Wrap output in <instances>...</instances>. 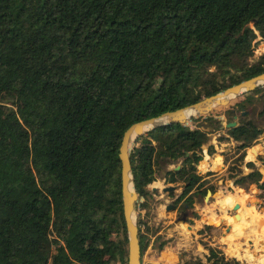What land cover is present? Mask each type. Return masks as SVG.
<instances>
[{
	"label": "trees",
	"instance_id": "trees-1",
	"mask_svg": "<svg viewBox=\"0 0 264 264\" xmlns=\"http://www.w3.org/2000/svg\"><path fill=\"white\" fill-rule=\"evenodd\" d=\"M258 37L264 0H0V264H127L125 131L263 73ZM256 102L264 114V88L195 126L172 123L137 139L131 159L144 206L160 158L182 161L164 175L183 184L177 203L214 194L198 165L210 133L222 130L237 144L221 178L256 186L264 202L263 174L245 162L264 133L249 117ZM222 115L238 116L237 125L221 129ZM204 230L215 243L206 262L184 264H243L224 253L214 225Z\"/></svg>",
	"mask_w": 264,
	"mask_h": 264
},
{
	"label": "rangeland",
	"instance_id": "rangeland-1",
	"mask_svg": "<svg viewBox=\"0 0 264 264\" xmlns=\"http://www.w3.org/2000/svg\"><path fill=\"white\" fill-rule=\"evenodd\" d=\"M257 48L255 51V58L260 56L262 53H264V39L261 37L257 38ZM263 108L262 102H256L253 105H251V113L249 117L253 119L258 126L264 128V114H261V110ZM226 109L220 108V110L210 113V114H219L220 112L224 111ZM209 114V115H210ZM225 118V117H224ZM223 118V119H224ZM200 123L193 122V123H186L191 126H195L196 124ZM226 121L224 120L225 124ZM205 130L213 131L212 126H209V123H202L201 124ZM207 143H205L203 146H206ZM250 156L255 158V154L250 152ZM182 161L170 164L169 160L166 158H160L158 163L156 164L157 167V180L148 186L150 191H157L154 193L147 201V204L144 206V199L141 200V208H140V224H139V231H140V238L142 239V235L144 236V242L142 243L144 246L143 248V254H142V264H184V261L187 259H195V258H202L204 262H206V255L208 254V249L206 248L207 245H214L215 243L212 242V238L210 235V231L204 230V226L202 224L204 223V219L207 217L208 220H210V217L207 215L210 213L211 210H207V204L204 203H196L197 199L201 201L202 198H204V195H196V199L193 201L194 204H191L189 206V211L191 212L188 219L184 221H180L177 223V217L179 216L180 212L184 208V204L186 203L185 200L182 199L180 202H176L178 198H176L178 195H180L183 191V184L180 183L178 185V189L175 192V196H170L167 192H164L162 188V183H160L159 179H163L165 172L168 168L172 167L176 168L177 166H180ZM204 168L206 167V162L203 163ZM231 181V180H230ZM232 181L231 184L223 183L224 188L221 190L220 188L217 189V192L214 194V198L212 200H221L222 197H224L227 194H231V192H239L240 189L238 187H235L233 189H230L232 187ZM152 185H157L159 188L154 190L151 188ZM232 190V191H231ZM256 193V192H255ZM201 195V196H200ZM248 199L253 200H259V204L255 205L254 203L248 201ZM208 200V199H207ZM209 201V200H208ZM173 204L174 209L171 211H168L169 205ZM236 204V203H235ZM234 204V205H235ZM233 206L229 205H222L221 210L219 212H222L227 220L228 224L230 221L232 223L234 222L233 215L236 213V211L233 209ZM245 205H252L254 211L247 210L248 213V220H258L262 218V209L264 208V202H262L261 199L258 197H252L249 195V197L246 199L245 202L242 203V207L245 208ZM185 211V210H184ZM240 211V209H239ZM255 215V218H252V215ZM231 216V218H230ZM216 217V216H215ZM219 217L216 221L219 220ZM212 220V219H211ZM246 220V219H245ZM256 220L251 221V223H248V225L253 224V227L256 226ZM211 223V222H208ZM213 223V222H212ZM189 225L192 226V229L189 228ZM202 225V226H201ZM221 226H225L222 224ZM141 227V228H140ZM255 228V227H254ZM222 227L216 230V233H219V240L220 236L222 235ZM200 230H203L205 232L200 233ZM221 233V235H220ZM227 233V231H224L223 234ZM233 237L229 238L228 245L223 244L221 242V248L224 251V253L228 250L233 251L232 247L234 246L235 251H237L239 255V251L241 250L242 244L240 243V240L244 241L243 246L247 248V252L251 250V257L254 260H258L260 264H263L261 261V258L264 257V232L261 234L256 229L253 232H246L244 228H239L238 231H236ZM163 241H167V244L163 247V249H160V244ZM224 241V240H223ZM174 249L177 253V260L173 262H164L161 258L162 254L168 251V249ZM252 248V249H251ZM226 254V253H225ZM167 257V255H165ZM120 264V263H116ZM247 264V263H245Z\"/></svg>",
	"mask_w": 264,
	"mask_h": 264
},
{
	"label": "water",
	"instance_id": "water-1",
	"mask_svg": "<svg viewBox=\"0 0 264 264\" xmlns=\"http://www.w3.org/2000/svg\"><path fill=\"white\" fill-rule=\"evenodd\" d=\"M264 88V72L258 74L254 77H251L247 80H244L238 84L229 86L215 95L206 97L201 101H198L194 104L175 108L161 114H158L153 117H149L142 121L132 124L124 133L122 143L119 150V159L121 161V193H122V203H123V212L126 222L127 229V239H128V253H127V264H142V245L139 231L140 224V208L141 200L143 197L136 191L134 185L133 177V166L131 159V151L135 146L137 139L141 136L147 134L149 131L172 123H193L198 122L201 117L208 116L210 113H214L220 110L221 107L229 108L230 106L235 105L241 99L249 95L250 93ZM212 109L207 113H200L204 109ZM186 110H189L185 113ZM235 110H233V113ZM247 112L243 111L242 115H245ZM198 114V115H196ZM238 116H235L234 121H228L225 124L222 123L221 129H228L237 125L236 119ZM251 152L257 157L259 152L256 148L252 147ZM192 153H187L184 158ZM180 168L177 166L176 169ZM241 172L245 174L244 169H241ZM224 182V181H223ZM231 184V181L227 182ZM178 185H168L162 188L164 192L176 191ZM182 194V193H181ZM178 195L176 198H179ZM211 194L209 191L208 197ZM207 197V199H208ZM249 202L254 203L255 205L259 204V200L250 199ZM240 208V203L234 205V210L236 213L233 216L234 222H239L241 220V215L238 212ZM174 209V205L171 204L168 207V211ZM264 214V208L261 210ZM191 212L186 206L185 211L180 212L177 217V223L184 221L189 218ZM204 222H207V218L204 219ZM226 222L224 216H220L219 221L214 225L220 227ZM258 232L262 231L264 226V217L258 220ZM189 228L192 229V226L189 225ZM264 243V241H263Z\"/></svg>",
	"mask_w": 264,
	"mask_h": 264
},
{
	"label": "crops",
	"instance_id": "crops-1",
	"mask_svg": "<svg viewBox=\"0 0 264 264\" xmlns=\"http://www.w3.org/2000/svg\"><path fill=\"white\" fill-rule=\"evenodd\" d=\"M225 115H222V118H224ZM224 120L226 122H228L227 119L224 118ZM225 135L226 137H228L229 139H225V140H219V137ZM207 145L203 146V159L200 161L199 165H198V172L199 174H202L205 176V179H208L210 181H212L213 183L217 184V189L220 188L221 190L224 188L223 185V181L224 179L221 178L222 175L225 173L226 169L228 168L229 163L231 162V160L234 158V147L237 144V141L234 140L232 137H229V135L226 133V131H220L219 133H215L212 132L209 135V139L206 142ZM210 146H213L215 149L214 153H209L208 149ZM254 147L258 150L259 155L255 158L250 156V152H251V148ZM252 147H249L246 149V157H245V162L248 161H253L256 164V167L261 171V173L263 174V179H264V165L262 164V162L260 160H258V157L260 155L264 156V133H262L258 139V143ZM252 153V152H251ZM228 154L230 157V160L227 162L225 159V155ZM206 162V167L203 168V163ZM172 167L168 168L167 170L171 169ZM242 169H244L245 173H248L251 171V168H248L247 166H243ZM160 183H162V188L168 185H174V184H167L166 183V179L163 177V179H159ZM228 181H226L225 183H227ZM154 183V182H153ZM151 185V184H150ZM227 186L228 183L226 184ZM152 189L156 190L159 187L157 185H152L151 186ZM161 188V189H162ZM235 188L234 184L232 183V187H230V189ZM238 189H240L239 192H231V194H227L224 197L221 198V200H212V198H214V194H210V200L206 201L207 204V210H211L209 214H207L210 217V220H208L207 218V222H204L205 224H212L214 225L218 218V216H223L224 214L222 212H219L221 210L222 205H229V206H233L235 203H240V211L238 210V212L241 215V220L239 222H235L232 223L230 221V223L228 224V220L226 219V222L224 223L225 226H220V227H216V230H218L219 228H223L222 229V235L220 233V240L218 239V242L220 243L221 240L223 244L228 245V241L230 237H233L236 231L239 230V228H244L245 231L247 232H253L255 229L258 230V225L257 222L258 220H256V226L253 227V224L248 225V223H253V221L255 220H248V213L247 210L249 209L250 211H254L252 205H245V208L242 207V203L246 201V199L249 197V195H251L252 197H256L255 196V192H257V188L256 186H252L251 190L252 192H247L244 188H240L238 187ZM232 191V190H231ZM212 197V198H211ZM239 198V200H238ZM241 199V200H240ZM244 199V201H243ZM250 199H248L249 201ZM250 203V202H249ZM212 216V217H211ZM216 216V217H215ZM234 216V215H233ZM262 217H264V214L262 213L261 215ZM220 218V217H219ZM231 218V216H230ZM252 218H255V215H252ZM212 219V220H211ZM232 219V218H231ZM246 219V220H245ZM211 222V223H208ZM213 222V223H212ZM204 226V224H202ZM201 225V226H202ZM219 231V230H218ZM224 231H227V233L223 234ZM264 232V226L262 228V231L259 233H263ZM219 235V233H218ZM224 240V241H223ZM240 243L242 244L241 250L239 251V255L237 253V251H235L234 246L232 247L233 251H229L228 250L225 252L226 255L229 256H235L238 259H240L243 264L247 263V264H260L258 262V260H254L251 257V250H249L248 252L246 251L247 248L243 246L244 241L240 240ZM252 249V248H251ZM167 255V257L165 256ZM162 260L164 262H173L175 260H177V253L174 249L169 248L168 251H166L165 253L162 254L161 256ZM262 263L264 264V257L261 258Z\"/></svg>",
	"mask_w": 264,
	"mask_h": 264
},
{
	"label": "flooded vegetation",
	"instance_id": "flooded-vegetation-1",
	"mask_svg": "<svg viewBox=\"0 0 264 264\" xmlns=\"http://www.w3.org/2000/svg\"><path fill=\"white\" fill-rule=\"evenodd\" d=\"M208 193H209V192H207L206 194H204V198H202L201 201H199V199H197L196 203H199V204H200V203H204V202L210 200V196H211V195L208 197ZM211 194H212V193H211ZM201 195H202V194H201ZM201 195H200V196H201ZM195 197H196V195L194 196L193 201L196 199ZM207 197H208V200H207ZM183 200H185V199H183ZM192 204H194V203L192 202ZM186 206H188V209H189L190 204H189V203H185V204H184V208H183L181 211H184L185 208H186Z\"/></svg>",
	"mask_w": 264,
	"mask_h": 264
},
{
	"label": "bare ground",
	"instance_id": "bare-ground-1",
	"mask_svg": "<svg viewBox=\"0 0 264 264\" xmlns=\"http://www.w3.org/2000/svg\"><path fill=\"white\" fill-rule=\"evenodd\" d=\"M211 110H212V109H207V108H206V109H204V110H201L200 113L202 114V113H205V112H208V111H211ZM188 111H189V110H186L185 113L188 112ZM196 115H198V114H196ZM238 200H239V198H238ZM240 200H241V199H240ZM211 217H212V216H211Z\"/></svg>",
	"mask_w": 264,
	"mask_h": 264
},
{
	"label": "built area",
	"instance_id": "built-area-1",
	"mask_svg": "<svg viewBox=\"0 0 264 264\" xmlns=\"http://www.w3.org/2000/svg\"><path fill=\"white\" fill-rule=\"evenodd\" d=\"M141 228V227H140Z\"/></svg>",
	"mask_w": 264,
	"mask_h": 264
}]
</instances>
